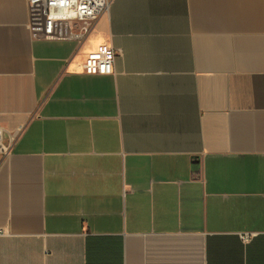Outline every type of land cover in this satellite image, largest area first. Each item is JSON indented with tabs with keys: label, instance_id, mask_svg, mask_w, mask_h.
<instances>
[{
	"label": "crops",
	"instance_id": "0c3cea01",
	"mask_svg": "<svg viewBox=\"0 0 264 264\" xmlns=\"http://www.w3.org/2000/svg\"><path fill=\"white\" fill-rule=\"evenodd\" d=\"M28 24L0 0V264H264V0H113L80 44Z\"/></svg>",
	"mask_w": 264,
	"mask_h": 264
},
{
	"label": "built area",
	"instance_id": "2783aa9c",
	"mask_svg": "<svg viewBox=\"0 0 264 264\" xmlns=\"http://www.w3.org/2000/svg\"><path fill=\"white\" fill-rule=\"evenodd\" d=\"M113 0H28L29 30L35 40L84 42L92 33L100 17L107 13ZM117 50L105 45L88 54L84 73L91 76L112 75L115 72ZM4 141L0 126V155L6 156L17 140L18 134ZM4 234V231H0ZM244 241L251 235L246 234Z\"/></svg>",
	"mask_w": 264,
	"mask_h": 264
}]
</instances>
